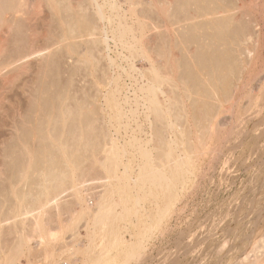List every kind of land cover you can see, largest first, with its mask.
<instances>
[{"label": "bare ground", "instance_id": "bare-ground-1", "mask_svg": "<svg viewBox=\"0 0 264 264\" xmlns=\"http://www.w3.org/2000/svg\"><path fill=\"white\" fill-rule=\"evenodd\" d=\"M241 2L242 0H0V29L4 27L7 32H15L10 48L2 49L4 45L0 47V77L4 74V71L7 72L6 74L8 72L15 74L16 76L14 77H17V80L19 79L18 77H24L23 75L26 76L27 74L29 76L28 81L24 79V82L17 86L20 87V89H17L20 90L21 94L19 95L23 96V103L18 105L19 99L15 98L18 101V104L14 103L16 106L8 107L6 105L9 109L6 110L4 108L6 110L4 115H2V109L0 110V122L4 123L6 121L5 125H7V121L9 122L10 120L9 126L12 130L8 138L5 135L6 139L3 141H1L2 137L0 138V249L4 240H14L13 247H11L12 252L7 253L4 261L0 264H18V255L20 253L24 251L31 253L33 250L30 245L32 238H35L34 247L43 251L50 258L49 264H82L78 261L80 258L77 257V259L76 256H72L74 255L73 251L66 252V249L65 253H63L57 251V249L53 248V251L51 249L55 243L65 242V238H71L70 235L73 236V239H76L78 235L72 227V223L79 217H86L85 221L87 222L83 223V227L87 232L88 243L85 246L86 248H83L81 242L76 243L75 252L82 249L85 251L95 250L94 243L99 242L97 239L101 237L102 246H100V254L97 259H107L108 255L106 253L114 246H121L125 250L130 248L126 257L134 256V254H137L134 241H127L123 235L124 231L117 230L115 222L130 217V210H132L130 208L132 206L129 207L128 204V207H126V204L131 200L134 204L140 201L142 198L140 191L142 192L144 185L167 186L168 188L173 186V175H168L174 172V167L169 168L168 172L171 173L166 174V171H161L160 168V170L158 168L155 170L150 169L147 165L148 163H146L140 166L136 174L137 178L135 176L128 177V174L131 176L128 171V174L126 172L122 175L120 173L118 176L113 175L116 174L120 164L119 150L121 149L119 147V149L116 148L117 146L115 147L114 144H112L114 146L110 145V148L106 145L105 148L103 147L106 133L103 129L97 131V120L93 116L96 107L94 108L92 102L72 99L69 94L70 90L68 89L67 81L66 85L63 84L65 87L58 88L56 86L57 83L55 84L54 82L56 79L50 80V82L46 80L48 79L46 78L48 74L44 75V67L45 65L47 67V64H45L47 54L43 55L41 54L43 53L41 52L42 49H36L35 42L37 41L33 36L34 32L30 34L29 29L27 31L29 34L27 35L25 31L29 28V24L27 25L25 19L20 18L21 15L19 16V14H27L29 17L37 18V16L39 17L46 13L49 18L55 19V23L57 21L58 24H56L61 30V32L57 31V33L60 32V36L57 34L60 39L58 38L57 40H60V43L63 42V44L64 40L80 36L81 34L83 36L84 34L93 35L96 32L105 33L106 23H108L111 32L115 33V36L116 33L119 35L118 39H122L128 34L133 36H131V39H137V41L138 37H140L141 39L138 43L141 46H145L144 50L146 46L148 47V53L145 51V59L149 61L150 72L152 73V77H148L147 83L141 86L140 90L144 94L142 98L144 97L145 99L143 98V100H146L148 111L159 113L160 117L168 115L172 102L175 103L170 100L172 96H169V92L162 85L174 78L172 77L174 76L172 72L174 68L172 66L176 63L174 64L172 60L177 57L178 53L174 50V47H177L175 45L176 39L178 40L177 36L189 34V39L183 38L185 39L184 42L188 44L194 42L193 45H197V48L195 47L196 51H193L194 54L191 52L194 55L193 59L196 64L192 62V59L190 61L192 60L193 65H197V68L203 70L206 77L204 80L198 79V75L192 69L193 66H191L192 64L190 65L191 62L189 61L188 69L182 74V78L190 81L189 85L192 90L205 94L210 98V101L207 99L197 101L195 108L199 114L210 112V120L206 128L210 127L211 136L214 134L213 132L217 131L216 129L214 131V128H216L215 124H217L214 121V117L218 113L226 112L231 108L230 105H226V102L236 105L240 99L236 103L235 99L245 89L243 87L245 83H242V73L244 74L248 67L250 68L249 64L250 62L252 63V58H255L254 56L257 53V49H253L256 53L253 52L254 55L252 57L253 53L250 50L252 45L250 43L252 42L249 40V43L246 40L256 33L253 36L254 45L258 46L261 43L260 37L264 27L260 26L262 23L254 21L255 16L249 20H242L241 16L244 11L242 12L241 10ZM262 7V9L260 7V14L264 13V6ZM247 15L249 14L247 13ZM27 20L28 22L30 21L29 19ZM252 27L254 29L257 27V31L254 30L255 33L250 35ZM30 28L33 27L30 26ZM54 35H56V32ZM136 35L139 36L134 38ZM187 35L183 36L187 37ZM57 36L54 37L57 38ZM8 41L10 40L8 39ZM121 42H123L124 46H130L128 47L130 49H134L136 45L125 39L124 41L121 40ZM182 43H180L181 45L179 44V48ZM248 43L250 49L249 45L246 46ZM96 44H98V41ZM153 44L154 46L156 44L158 48L156 49L155 47L158 50L156 55L151 52L153 47L152 50L149 49V46L151 47ZM92 45L95 46V44ZM184 46H186L184 49L188 47L187 44ZM74 49L75 47H72L73 51ZM156 56H160V59ZM180 57L182 61L184 58L182 55ZM184 57L186 56L184 55ZM37 58L39 59L37 60L38 65L36 64L38 67H36L35 71H32L31 66L33 63L31 59L36 60ZM50 60L49 63L51 64L53 61L51 62ZM41 62L43 63L41 64ZM43 64H45L44 67ZM30 72L31 74L29 75ZM49 78L51 77L49 76ZM17 80L13 79L12 81ZM59 80L61 81V79ZM173 85L176 86L174 83ZM6 89L4 92H6ZM184 89L188 94L189 90L187 88ZM111 92L113 91L111 90ZM8 98L5 99L8 100ZM107 100L109 102V99ZM174 100L177 101L176 99ZM0 101V106H2L4 98ZM115 101L109 102L112 103L113 108L118 107ZM181 102L183 103V101ZM8 104L10 105L11 103ZM239 105L240 103L238 107ZM2 118L9 120H2ZM170 125L172 126V124ZM1 126H4V124ZM8 132L10 131L8 130ZM173 140V138L168 137L169 142H173ZM111 141L113 143V140ZM101 151L105 153L104 156H100ZM121 153L124 154V152ZM143 153L145 154L146 152L143 151ZM167 155V160L169 162L174 161V165L175 163L177 165L181 164L184 159L182 157L183 154L177 155V159H170V155ZM127 167L123 171H126ZM102 169L106 172L105 176H100ZM123 171L121 172L123 173ZM111 175L116 178L113 177L115 183L112 182ZM124 179L127 180L125 181ZM91 180L92 183L90 182L86 185ZM128 180L132 181V183H129ZM95 184L104 189L100 188L102 191L95 193V206L90 208L91 206L87 205L88 202L85 203L86 198L82 193V188H85V186L90 188L92 185L96 187ZM115 191L119 196V201L110 199L111 195L115 194ZM76 204L80 205L78 213L75 209H71ZM70 209L73 213H77L76 215H79V217H75L76 215L71 213L70 219L68 218L70 221L66 224L63 222L65 219L61 216H63L64 211H69ZM138 212L139 209L136 207L132 213L137 215ZM256 216L258 217V215ZM52 222L56 223L55 227H50L49 223L51 224ZM127 226L125 227L128 231L129 228ZM70 228L73 230L71 231ZM68 230L71 231V234H68L69 237L64 238V234ZM105 238L107 239L106 241ZM232 241H230V244H232ZM139 244H142V242H139ZM233 246L232 244L231 248ZM236 253H238L237 250ZM232 258L230 257L229 259L230 264H264V237L260 239L258 244L253 246L249 253L241 255L239 259Z\"/></svg>", "mask_w": 264, "mask_h": 264}, {"label": "rangeland", "instance_id": "rangeland-1", "mask_svg": "<svg viewBox=\"0 0 264 264\" xmlns=\"http://www.w3.org/2000/svg\"><path fill=\"white\" fill-rule=\"evenodd\" d=\"M263 1L242 0L240 3L241 10L242 12L244 11L241 16L242 20H249L255 16L256 20L254 18V21L262 23L263 25L261 24L260 26L264 27V13H259L263 8L262 6H264ZM19 16L25 19L27 25L29 24V28L25 31L27 35L29 32H31L30 34L34 32L33 36L37 41L35 42L36 49H42L41 52L43 53H40L43 55L47 54L45 59L48 63L45 62V64H47L48 68L43 64V67L45 65L44 75L48 74L46 78L49 79L46 80L50 82V80L56 79L54 82L55 84L57 83L56 86L58 88L65 87L63 84L66 85L67 81V86L70 90L69 94L72 99L92 102L94 108L96 107L93 116L97 120V131L103 129L106 133L103 147L107 146L110 148L115 145V147L117 146L116 148L119 147L121 149L119 150L120 164L118 165L116 174L113 175L118 176L120 173L122 175L128 171L131 175L129 176L127 172L128 177H136L140 166L146 163H148L147 165L150 169L155 170L156 168H160L161 171H166V174L171 173L168 172L169 168L174 167V172L168 175L174 176H172L173 186L171 188L167 186L155 187L153 185H144L142 192L140 191V196H142L140 201L134 204L131 200L130 202L134 205L130 202L126 204V207H128V204L129 207L132 206L130 208L133 210H130L132 215L130 214V217L115 222L117 230L124 231V238L129 242L131 240L134 241L137 254L127 258V251H130V248L125 250L121 246H114L106 253L108 255L107 259H97L100 254V246H102L101 237L97 239L99 242L94 243L95 250L85 251L82 249L75 252L76 243L81 242L83 248H86L85 246L88 243L87 232L83 227V223L87 222L85 221L86 217L80 218L79 215H76L80 209V205L78 206L77 204L76 206L74 205L75 207H71L77 213H73L70 209L69 211H64L61 217L65 219L63 222L66 224L70 221L71 213L76 215L75 217H79V219L72 223V227L79 237L76 236V239H73V236L70 235L73 229L70 228L71 231H67L70 233L66 232L67 234H64V238L69 237V235L71 238H65V242L55 243L54 247L51 248L52 251L53 248L63 253H65L66 249V252L73 251L74 255L72 256L80 258L77 259L82 264H226L227 261V264H230V257L239 259L241 255L249 253L253 249V246L258 244L260 239L264 237V28L262 30L263 37H260L261 46L260 44L258 46L254 45L253 36L256 34L254 30L257 31L256 28L258 26L255 29L252 27L251 29L253 30L250 29V35L255 33L253 36L251 35L252 38L249 37L250 35L247 36L250 39L248 38L246 41L249 43L251 41L250 45H252L251 49L249 43L246 46L249 45L251 53L257 49V53L254 52L257 55L255 54V58H252V63L250 62L249 64L250 68L248 67L247 69L248 71L246 70L247 72L242 73L243 81H241L243 84L245 83L243 87L246 90L243 89L240 93L239 96L241 98L238 96L235 99V103L240 99L238 100L240 105L238 107V102L236 105L226 102V105H230L231 108L226 112L218 113L214 117V121L217 122L214 131L215 129L217 131H215L216 135L213 132L214 134L210 136V127L206 128L210 120V112L199 114L195 108L197 101L206 99L210 101V98L205 94L192 90L189 85L190 81L182 78V74L188 69V63L193 60L192 62L196 64L193 59V51H196L195 47L197 48V45H193L194 42L191 44L184 42L185 39H189V34H181L182 37L180 35L177 36L178 40L176 39L175 44L177 47H174V50L178 52V59L174 57L172 61L176 64L172 66L174 70L171 69L173 70L174 76L172 77L174 78L162 85L169 92V96H172L170 100L175 103L172 102L168 115L160 117L159 113H154L151 110L148 111L146 100H143L144 97L142 98L144 94L140 90L141 86L147 83L146 80L149 76L152 77V73L150 72L149 61L145 59L148 47L146 46L144 50L145 46H141L138 43L141 39L140 37H138L137 41V39H131L133 36L128 34L130 36L125 35L122 39H118L119 35L116 33L115 36V33L111 32L108 23H106L105 25L109 30L106 28L105 33L96 32L93 35L84 34L83 36L81 34L80 36L64 40L63 44V42L60 43V40H57L58 38L60 39L58 36H60L61 32L57 21L56 24L55 19L52 20L46 13L40 15L41 17L37 16V18L29 17L27 14L22 15L21 13ZM27 19L30 21L28 22ZM30 26L33 28H30ZM3 28L0 29V34H3L0 35V47L4 45L2 49H9L15 37L13 35L15 32H7L6 28ZM31 29L33 30L31 31ZM57 31L60 32L57 33ZM55 32L56 35H54ZM183 35H187V37ZM54 36H57V38ZM137 36L139 35H136L134 38ZM5 39H9L10 41L7 42ZM124 39L133 45L136 44L134 49L128 48L130 46H124L123 42H121ZM97 41L98 44H96ZM180 43H182L183 47L180 46L179 48ZM184 43L188 45L185 49ZM92 44H95V46ZM72 47H75L74 51ZM121 47L123 48L121 49ZM155 47L158 49L156 44L155 46L154 44L151 47L149 46L153 55L158 53ZM181 55L184 58H182V61ZM156 57L160 59V56ZM33 59H31L33 64L30 63L32 64V71H35L36 67H38L37 60L39 59ZM40 59L42 58L40 57ZM185 59L187 62L184 61ZM190 59L192 60L190 61ZM49 60L53 62L50 64ZM192 62L190 65L192 64V69L198 75L197 78L204 80L206 77L205 73H203V70L197 68V65H193ZM41 64L39 63V65ZM59 69L61 70L59 71ZM46 71L49 73H45ZM6 73L4 71V74L0 77V84H2L0 85V100L4 98L2 102L5 104H1L4 107L0 106V110L4 108L8 110V107L14 106L16 103L18 104V101V105L23 103V96L19 95L21 93L18 90L20 87L17 86H20L24 82V79L25 81L29 80L27 74V77L23 75L24 77H18L19 79L17 80V77H14L16 76L15 74H11V72ZM244 77L250 80L247 79L246 81ZM13 79L17 81H12ZM5 81L10 84H7ZM248 81L249 83H247ZM4 88H7L6 92H4ZM184 88L189 90L188 94ZM2 92L4 93L2 94ZM112 97L116 100L115 103L118 107L114 108L117 110L113 108L112 103H109L114 101ZM5 98H8V100ZM15 98L19 100L17 101ZM107 99H109V102ZM6 102L11 104L9 105ZM5 109L1 110L2 115L5 114ZM5 122H0L1 125L4 124V126L0 125V130L2 131H0L1 141L6 139V137L8 138L12 131L9 126L10 120L9 122L7 121V125H5ZM168 137L173 138V142H169ZM111 140H113V143ZM143 151L146 153L144 154ZM121 152H124V154ZM167 154L170 155V159H177V155L183 154L182 157L184 159L181 164L177 165L175 163L174 165V161L169 162L167 160ZM104 155L105 153L101 151L100 156ZM126 163L129 165L128 167ZM125 167L129 169L123 171ZM100 174V176H105L106 172L102 169ZM113 177L112 175L110 176L112 182L115 183L116 178L114 177V179ZM90 182L92 183V180L88 181L86 185ZM128 182L132 183L129 180ZM100 188L97 185L96 187L92 185L90 188L86 186L82 188V193L86 198L85 203L88 202L87 205L91 206L90 208L95 206V193L104 189L103 187L101 188L102 190ZM111 196L110 199L112 201H119L116 191ZM129 199L131 198L129 197ZM136 207H138L139 212L137 215H133L132 212H134ZM55 224V222L49 223L50 227H55ZM125 226L129 228L128 231ZM231 232L232 234H230ZM106 238L105 241L107 240ZM34 240L35 238L30 240V245L33 247L31 253L24 251L18 255V264H49L50 258L43 251L37 250L34 247ZM231 240H233L232 244L234 246L232 248L235 247L234 249L231 248ZM13 241L4 240L2 243L0 263L4 261L7 253L12 252ZM139 242H142V244H139ZM83 250L84 252H82ZM229 250L232 252H228ZM236 250L238 253H236Z\"/></svg>", "mask_w": 264, "mask_h": 264}]
</instances>
